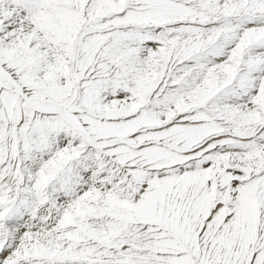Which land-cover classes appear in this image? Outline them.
<instances>
[{"label": "snow or ice", "instance_id": "6c2138e0", "mask_svg": "<svg viewBox=\"0 0 264 264\" xmlns=\"http://www.w3.org/2000/svg\"><path fill=\"white\" fill-rule=\"evenodd\" d=\"M0 264H264V0H0Z\"/></svg>", "mask_w": 264, "mask_h": 264}]
</instances>
